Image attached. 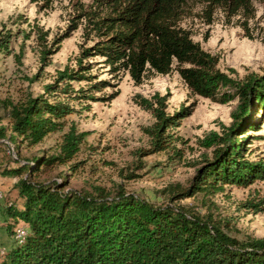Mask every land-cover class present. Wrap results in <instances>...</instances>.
Wrapping results in <instances>:
<instances>
[{
	"label": "rangeland",
	"instance_id": "obj_1",
	"mask_svg": "<svg viewBox=\"0 0 264 264\" xmlns=\"http://www.w3.org/2000/svg\"><path fill=\"white\" fill-rule=\"evenodd\" d=\"M253 9L248 19L228 18L216 9L208 24L205 6L191 1L177 26L188 31L204 51L218 56L220 71L243 83L250 75L264 77V0H254ZM111 14L93 0H0V37H9L7 47H0V263L15 242L29 233L24 221L12 220L5 212L7 207L23 209L24 198L17 188L20 179L61 196L111 200L124 194L174 212L182 207L188 220L210 217L238 241L264 238V210L256 211L264 209V178L247 186L217 184L190 198L170 199L178 189H189L198 170L212 159L218 148L210 144L212 135L223 137L231 127L241 104L238 96L226 104L195 96L175 70L165 76L146 73L135 84L126 72L113 77L104 61L94 57L84 63H92V73L110 84L95 94L98 101L70 102L75 112L62 120L61 130L31 147L12 132L11 109L40 96L50 97L46 87L59 71L75 67L81 50L101 39L94 23ZM72 86L78 90L88 84L73 82ZM155 95L165 97L167 114H189L167 130L170 144L165 151L146 155L155 119L138 101ZM254 116L258 130L241 138L251 137L244 155L250 162L264 161V121L262 115ZM72 135L81 136L82 142L71 159L51 167L37 166L32 172L37 158L60 155L61 145ZM22 166H30L29 173L3 175Z\"/></svg>",
	"mask_w": 264,
	"mask_h": 264
},
{
	"label": "trees",
	"instance_id": "obj_2",
	"mask_svg": "<svg viewBox=\"0 0 264 264\" xmlns=\"http://www.w3.org/2000/svg\"><path fill=\"white\" fill-rule=\"evenodd\" d=\"M191 1L205 6L208 24L216 9L228 18L242 15L248 19L254 13V0H93L112 13L94 23L101 39L81 50L76 68L59 71L46 87L53 101L40 96L11 109L12 132L31 147L61 130L62 120L75 112L70 102L98 101L95 94L110 84L92 73V63H84L89 58H101L113 77L128 73L135 84H140L146 73L165 76L175 70L191 94L219 104L238 96L241 104L223 137L212 135L210 144L218 146L212 159L198 170L189 189H178L170 199L190 198L217 184L247 186L264 178V161L250 162L244 157L251 137L241 140L246 132L258 130L255 114L262 115L264 121V77L250 75L239 83L218 69V56L204 51L188 31L177 26ZM8 43L9 37H0V47ZM73 82L88 86L75 90ZM139 99V105L155 119L149 129L151 148L145 154L163 152L170 144L167 130L177 127L189 113L167 114L166 99L159 95ZM81 142V136L68 137L60 155L37 158L32 172L37 166L65 163ZM29 170L30 166H22L3 175L18 177ZM17 188L24 198L23 209L7 207L5 212L12 220L24 221L29 233L15 242L0 264H264V238L238 241L210 217L188 220L182 207L174 212L124 194L111 200L105 196H61L26 179H20Z\"/></svg>",
	"mask_w": 264,
	"mask_h": 264
}]
</instances>
